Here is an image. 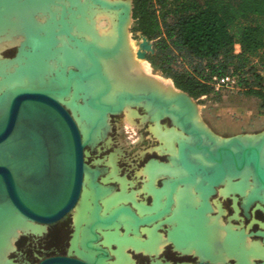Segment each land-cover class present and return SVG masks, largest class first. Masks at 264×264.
Masks as SVG:
<instances>
[{
  "label": "rangeland",
  "instance_id": "rangeland-1",
  "mask_svg": "<svg viewBox=\"0 0 264 264\" xmlns=\"http://www.w3.org/2000/svg\"><path fill=\"white\" fill-rule=\"evenodd\" d=\"M10 1L11 0H2V1L0 0V33L1 31H3V28L5 26L11 27V29L8 28V30L0 34V64H1L0 73H2L0 74V76L6 75L7 73H15L14 70L16 67L15 64L6 67H2V64H7L8 61H6L5 59H13L16 56L18 52V48H20V45L22 43L23 46L21 47L19 54L20 65L22 67L21 69L23 71H31L32 73L34 72V74H38L37 72H39V60H40L39 53L41 48L40 43L38 44V42L40 41L39 39H42V42L45 45L50 46L51 43H54L55 37L54 35L51 34H49L51 35L50 37L49 35L44 36L42 32L44 31L45 28L41 27L40 25L36 26L30 20L28 21L27 15L29 11L25 8L24 9L20 8L18 11L15 12L16 14L13 13L6 14L4 10H6L5 7ZM40 1L43 0H26V1L21 0L20 2L13 0L14 3H19L20 5L22 3L25 7H27V5H29L30 3H37ZM76 1L77 2L79 1L77 10L80 11L83 16L88 13L89 17L88 16L86 17L88 21L87 23H89V21L93 22L94 21L93 17H95L96 19L97 18L96 16L99 17V15H101V16H105L106 18L108 17L111 23L112 21H114L115 24L118 26L117 23L118 16L116 12L101 10L99 8L97 10L92 9L93 6L89 7L87 4L89 3L88 0H76ZM108 1L130 3L131 0H108ZM67 6H69L68 3ZM36 7L38 8L37 10H40L45 6H39V7L36 6ZM90 9L92 10L90 11ZM55 10H56L55 12H59L61 11V8H56ZM106 12H109V14ZM8 14L10 16L16 15V17L20 20L10 22L8 19ZM34 17L36 22H39L40 24H44L50 18V14L47 13L45 15L43 13H36ZM75 18H76L75 16L74 18L73 16L71 18L73 23L76 22L78 28L82 29V23L85 22L86 19L84 18V20H82L83 17H80L79 19H75ZM52 24L54 25V22ZM63 24L65 28L68 27V30H71L73 27V25L70 24L65 19L63 20ZM58 25L59 24H56L55 26ZM133 26H134V20L132 18L131 21L130 20L127 21V25L125 26V34L127 35V37L129 36L128 39L131 42L135 43L136 48H138L137 50L140 54V57L142 58L143 61H145L147 68L149 69L150 76L156 79L160 78L161 80L172 81V79L165 78L160 72L155 71L151 66V64L142 57L141 53L145 51L144 47L146 43L145 40L138 33H134L132 31ZM26 28L28 29L26 30ZM28 31L30 33L29 39L27 38ZM83 31L84 32H78L75 29L73 30V34L77 33L79 36L83 37L84 39L87 38L86 41H93L99 44L98 40L94 36L93 37L91 36L90 37L91 40L90 39L88 40L90 33L86 30ZM31 39L32 41L33 39H37L34 44L35 46L33 44L31 46L30 42H28ZM72 39L70 38V41H73ZM63 41H66L64 42L66 44L61 45L62 47L61 46L58 47V50L59 49L63 50V48L66 47L67 44H68L67 48L69 47L72 48V43L67 38L63 39ZM38 46H40V48ZM74 49L75 48L73 46L72 50ZM26 52L28 56L27 60L29 62L28 63L26 62V64H24L23 58ZM236 52L237 53L240 52L239 46L236 47ZM72 55L74 54H71L69 52V55L66 56L68 58H63L62 60L59 61V63L53 61L52 64L56 67H60L59 65L64 61V63H67L65 65L68 71L76 66H80V67L86 66V64H83L84 61L82 56H81L82 59L78 58V61H76L75 59H74L75 61L73 62L69 60V56ZM29 57H31L32 59ZM78 63H80V65ZM252 64L257 68L258 73H260L264 78V64L262 63V61L259 58H255ZM25 66H27V69L25 68ZM64 66L62 67L63 69ZM24 80L25 79H23L20 82H23ZM237 84H238V80L236 78L235 82H230V83L228 82L227 85H224L221 88L219 95L217 96L211 95L209 97L207 96L201 97L198 100L193 99L194 103H196L198 106L197 108L198 116L196 115L197 122L201 126H203L207 131H209L215 138H217L214 139V142L219 145L223 144L224 140H229L230 137L233 136L241 137L240 139L243 142L247 139H251L252 137H254V139L255 138L257 139V140L255 139L256 143H259L263 138L262 133H264V111H262L260 108V100L255 97L246 96L243 93V90L240 87H238ZM79 88L81 89V87ZM178 92L180 93V90H178ZM67 101L68 104H70L72 100L66 98L65 103H67ZM144 109L148 111L154 123L147 117L146 113L141 108L140 109L132 108V105H127L122 113L111 115L109 117V120L107 121L108 128L106 132L102 135L101 138H99L95 142L94 145L85 148V164L90 169L99 172V175H97L96 177V182L99 184V181H101V177L106 175L102 179V183L104 185H101L100 186L101 188H99L100 193L104 194V196H100L99 198L98 197L96 198L99 199L98 203L99 201L102 202V199L106 195H108L109 192L111 193L114 192L115 194H121L123 192V193H127L128 195L126 204L134 202L136 205V203L138 202L136 199V192L134 190L131 191L129 188L131 186V188H135L136 190L142 189L141 184H143L142 181L145 179V185L143 189L144 191H147L152 194L153 203H155V208H154L155 210L153 208L145 210V215H147L145 216V219L148 217H152L153 215L152 212L154 210L155 222H157L159 226H161L160 224L161 219H159V217L163 215L162 213L164 212L166 207L167 206L169 207V211L171 209L174 210L170 215L171 217L168 218L169 220L167 221L169 225L172 226L170 230V236H171V232L174 229V226L171 223V221L176 220L178 221V223L180 222L181 225L175 224L176 228H178L176 230H178L179 232V230L182 231V228L184 227L182 225V221L190 220L188 222H190V226L192 225L191 226V231L193 232L192 240L196 242L199 241L204 244L205 243L204 240L209 239L207 243L209 244V246H212L213 240L210 238H212V233H213L212 230H214V227L211 223V220H215L216 218L222 219L223 231H224V239H223L224 248L222 253L223 261L220 262L217 261L214 257H209V254H207V257H201L202 255L199 253L189 254V255H197L202 260H206V259L212 260L215 264H258L256 262L257 260L260 261L263 260L262 264H264V257L261 256L254 257V255H251L249 249L252 248L253 244L254 246L259 245L258 247L260 249L264 248V238L258 234L259 232H264V222L262 220V216L260 215V213H264V202L255 201V203L257 204L255 209L253 210L254 213L253 215H251V207L253 205L248 210H245L243 208V203L246 201V199L250 197L252 194H255L256 191L258 192L259 189L258 187L259 185L253 173L251 171H248L247 173L246 172L242 173L238 179L231 177L232 181H227V179L224 180L223 184L221 185V188L222 187L223 188L219 192L222 193L220 194L222 196L221 198L227 199L229 197H232L233 199H227L225 201H221V199L220 200L215 199L213 203L216 206L215 209L217 211L214 210L212 212V214L215 215L213 216L211 214L212 208L209 206L208 203L209 200L207 199L206 203L204 202V199L202 197L203 196L202 192L197 190L196 185L192 183H180L174 188V190L171 189L172 182L178 181L179 179H182L187 175L186 171L183 170L182 167H180V165L177 163V159L179 157V143L181 141L190 142L191 140L190 137L184 134L179 128L173 126L170 120L166 119L163 121L162 119L158 118L156 114L154 115L148 109L146 108ZM79 126L82 128L83 124H79ZM158 131L161 133V135L163 134L164 136H161L159 133L156 134ZM170 132L171 133L173 132L175 137L172 138L173 141L174 139L176 140L175 142L171 141L172 138H170V140L168 139L170 137V136L168 137V134H170ZM207 134L206 133L204 134L205 136L204 138L210 137ZM169 149H174V150L176 149V151L174 150L169 151ZM166 155L170 156V158L169 157L165 158ZM160 156H164V157H160ZM199 157L196 158L197 159L202 158ZM171 172H174V174ZM120 174L127 175V178L130 181H133V183L129 182V180L126 177H122ZM171 174H173L174 177L169 179L165 183V186L163 188L156 187V183L161 177H166V176L168 177L171 176ZM152 176H154L155 179L152 178ZM247 181L249 183H246ZM88 182L90 183V185ZM116 182H118L120 185L117 184ZM91 184H92V177L89 173H86L85 187H84L85 192L89 195L91 194L94 195V191L93 188L91 187ZM236 186H238L239 188L237 189ZM239 189L241 191L243 190L242 191L243 193ZM172 191L175 192V197L173 194L172 195L173 197H171L173 199H170ZM129 192H131L132 194H130ZM141 193L142 192L140 191L137 197L146 200V198L144 197L145 195L143 196V194ZM194 193L196 194L195 196L193 195ZM263 193L264 190H262L259 196L264 201ZM131 195H133V197ZM113 199H115V197H113ZM148 201H150V198L148 199ZM114 203L124 204L125 202L124 200L122 201L116 200L114 201ZM195 204H201V205L196 206ZM143 205L147 206L145 202H143ZM72 215L74 222L73 224L74 230L72 233L73 235L76 229L75 227L76 212L73 211ZM128 215L130 216L131 214L128 213ZM65 223L67 227L66 229L67 234L65 241H63L62 243L57 242L51 237L52 233L56 231L57 226L49 228V234H47L48 226L46 225H43L44 227L42 229H36L35 231H33L31 235H24L23 232H19V234L15 236L13 239V249L7 253L8 262L10 264H17V263L39 264L41 261L53 257L57 253L59 255H69L70 253L71 256L76 257L75 256L76 254L70 250L69 239H70V233L72 231L70 225V217H68ZM122 227L124 228V226H120L121 231H122ZM160 234L163 237H166L162 233ZM72 235H71V239H72ZM28 236H36V237L44 236V237H41V241L38 242L39 244L38 247V245L37 246L27 245L26 240L28 239ZM237 242L238 244L235 246ZM170 243L173 244L174 242L172 240L168 241L167 244L164 245V248L158 254V256L149 255V257H151L152 260H147V259L142 260L136 256L133 257L131 252H134L135 254L136 252L133 249H128L129 255L124 254V256L128 259L127 264H155L156 261L158 262L160 261L159 263L156 264H173L169 261H164L162 258H160V255L164 251L165 247ZM189 243L192 244V242ZM44 244H46V246ZM99 244L101 245L102 248L108 251L110 256V258L103 259V261L100 262V264H104V262L110 264V262L117 261V257L115 254V251L117 250L116 246L106 245L104 241L101 239L99 240ZM239 244L241 245V247ZM246 245L249 247H246ZM233 246L235 247L233 248ZM237 247L239 249H237ZM242 247L245 248L242 249ZM44 249L46 250V252L44 251ZM213 250L215 251V249ZM246 250L247 251L249 250L248 251L249 253ZM246 252L250 254L251 257L250 255L247 256ZM179 264H188V263H179Z\"/></svg>",
  "mask_w": 264,
  "mask_h": 264
},
{
  "label": "water",
  "instance_id": "water-1",
  "mask_svg": "<svg viewBox=\"0 0 264 264\" xmlns=\"http://www.w3.org/2000/svg\"><path fill=\"white\" fill-rule=\"evenodd\" d=\"M95 3L108 9H122L125 14L122 24L132 19L133 0L130 3L95 0ZM142 38L147 51L150 43L145 37ZM145 51L141 53L143 58ZM19 54L20 48L13 59H5L8 62L4 66L16 64ZM94 66L95 60L85 68L74 67L69 71L60 68L61 76L55 71L42 82L34 79L9 89H6L7 84L3 81L13 73L0 76V216L20 215L35 223L51 225L76 206L86 173L91 175V187L97 191L100 187L96 182L99 172L85 164V148L102 137L108 128L109 117L122 113L128 103L132 104V108H141L153 123L143 104L156 106L161 113L160 119L170 120L173 126L191 138V143L179 144L177 163L187 175L172 182V190L180 183H192L202 192L206 203L227 177L237 178L248 168L260 186L258 192L246 199L243 208L248 210L255 201L263 202L259 195L264 190V162L261 158L264 139L253 144L244 143L233 136L230 141L219 145L210 137L204 138L202 131L193 123L198 106L185 92L180 91L175 101L180 99L183 103L177 104L153 92H120L114 100L105 101L111 94V87L109 82L102 80L104 85L100 93L96 92L86 100L95 118L91 122L85 121V137L73 110L61 99L71 94L76 82L98 79L95 74L87 75L93 72ZM17 68L14 70L17 71ZM81 97L79 100L83 102ZM198 155L203 160L197 159ZM121 212L131 214L138 225L155 220V217H149L139 221L131 208L123 207L103 220L97 217L90 226L92 237L84 246L94 251V258L73 257L69 253L68 256L45 259L39 264H98L97 260L110 258L101 245L94 246L99 240L94 229L97 224L104 226L113 223ZM168 212L167 206L162 214ZM258 234L264 238V232Z\"/></svg>",
  "mask_w": 264,
  "mask_h": 264
},
{
  "label": "trees",
  "instance_id": "trees-1",
  "mask_svg": "<svg viewBox=\"0 0 264 264\" xmlns=\"http://www.w3.org/2000/svg\"><path fill=\"white\" fill-rule=\"evenodd\" d=\"M132 18L150 43L145 60L178 90L198 100L219 95L214 77L237 78L264 111V78L252 64H264V0H133Z\"/></svg>",
  "mask_w": 264,
  "mask_h": 264
},
{
  "label": "bare ground",
  "instance_id": "bare-ground-1",
  "mask_svg": "<svg viewBox=\"0 0 264 264\" xmlns=\"http://www.w3.org/2000/svg\"><path fill=\"white\" fill-rule=\"evenodd\" d=\"M2 1V0H1ZM15 1V0H14ZM18 2H20L21 0H16ZM26 1V0H25ZM53 0H43L37 3H30L29 5H27V7H25L22 3L21 5L19 3H14L13 0H11L10 2H8V4L6 5L4 12L7 13H13L16 14L15 12L18 11L20 8L22 9H27L28 12V21L30 20L32 23H34L36 26L40 25L41 27L45 28L44 31L42 32V34L44 36H47L49 34L54 35L55 37V41L54 43H51L50 46L45 45L42 42V39H39L40 41L38 42V44L40 43V46H38L40 48V60H39V72H37L38 74H34V72L32 73L31 71H23L21 68L20 63V58L18 56L17 59V63L15 64L16 67L18 66V70L16 71V73H13L12 75H10L8 78L5 79L4 84L6 83V89L8 87L9 88H13L16 85H25L27 84L29 81H32L35 79L39 80V81H44L45 79H47V77L50 75V73L53 72H57L58 75H62V72H60V68H62L65 64L67 63H61L59 66L60 67H56L52 64L53 61H55L56 63L60 60H62L63 58H68L66 57L67 55H69V52L71 54H74L72 56H69V60L73 61H78V58H81V56L83 57V64H86V66H83L81 68H85L88 65H90V63H92V61L95 60V64L96 66H94V70L93 72H89V74L87 75H92L95 74L96 76H98V79L96 78H92L89 80L87 79L86 81L83 82H76L75 85H73V91L71 92V94L68 97H64L61 99V101L65 104L68 105L70 109L73 110L74 112V116L78 122V124H83V127L80 129L82 130L84 136L86 137L87 135V124L85 121L87 122H91L94 118L95 115L93 114V112L90 110V108L87 106L86 100L87 97L94 95L96 92H99L102 88H103V81L106 80L107 82H109L110 87H111V94L105 98V101H109V100H114L116 95L120 92H127V93H141V92H153V93H157V95L165 98V99H169L175 102V104H177L176 102H180L183 103L182 100L179 99V101H175L176 98H178L179 92L178 89L175 87V85L173 84V82L171 80H158L154 77L150 76V72L149 69L147 68V65L145 63V61L142 60V58L140 57V54L138 52V48H136L135 43L131 42L127 35L125 34V26L127 25V21L124 22V24H122V22L124 21L125 18V14L124 11L122 9H108L106 6L105 7H101L99 5H96L95 0H88L89 3L88 6L92 7V9H101V10H106V11H111V12H116L117 13V23L118 26L115 24L114 21H112V23L110 24V28L109 31L107 33H101L98 31L97 29V23L98 20L100 18H103L105 16H101L99 15L96 16L97 18H94V21H89V23H87V16L88 13L86 15H82L80 11H78V2L75 0H54L55 2L52 3ZM104 2H108V3H117V2H110L108 0H102ZM12 2V3H11ZM23 2V1H22ZM24 3V2H23ZM67 3L69 4V6H67ZM38 4V5H37ZM5 5V3H4ZM36 6H45L40 10H37L38 8ZM86 6V5H85ZM29 7V8H28ZM82 7V6H80ZM88 7V8H89ZM36 8V9H35ZM41 8V7H40ZM52 8H61V11L59 12H55V9ZM90 9V11L92 10ZM12 11V12H11ZM83 11V10H82ZM100 11V10H98ZM93 12V11H92ZM36 13H43V14H50V18L44 23V24H40L39 22L35 21V17L34 15ZM86 13V12H85ZM101 13V12H100ZM109 14V12H106ZM127 13V12H126ZM96 14V13H95ZM94 15V14H93ZM97 15V14H96ZM15 16V17H14ZM14 16H10L8 14V19L10 22L12 21H19L20 19H18L16 17V15ZM72 16L74 18V16L76 17L75 19H79L80 17H83L82 20H84V18L86 19L85 22L82 23V29L86 30L90 33L88 40L90 39V37L94 36L99 44H97L96 42L93 41H86V39H84L83 37L79 36L77 33L73 34V30H77L78 32H84L81 28H78L77 23H73L72 21ZM109 16V15H108ZM113 16V15H112ZM89 17V16H88ZM114 17V16H113ZM108 18V17H107ZM68 21L70 24L73 25L71 30H68V27L65 28L64 24H63V20ZM109 19V18H108ZM81 20V21H82ZM54 22V25L52 24ZM81 23V22H80ZM79 23V24H80ZM56 24H59L58 26H55ZM28 27V26H27ZM31 27V26H30ZM11 29V27L5 26L3 28V31H1V33H4L6 30ZM28 28H26L27 30ZM40 32V31H39ZM0 33V34H1ZM47 33V34H46ZM53 33V34H52ZM87 33V32H86ZM3 35V34H2ZM49 35V37L51 36ZM8 36V34H7ZM27 38L29 39L30 37V33L29 31L27 32ZM36 37V36H35ZM67 38L70 41V38L74 41H70L72 43V48L74 46V50H72L71 47L67 48L66 47L63 48V50L59 49L58 47H60L61 45H65L66 41H63V39ZM37 39H32L28 42H30V45L32 46V44L34 45ZM91 40V39H90ZM96 40V41H97ZM67 41V42H69ZM37 44V43H36ZM27 45V46H30ZM23 46V43L20 45V49ZM35 46V45H34ZM62 47V46H61ZM67 48V49H65ZM81 52V53H80ZM76 54V55H75ZM27 52L25 53V56L23 58V62L24 64H26V62L28 63L29 61L27 60ZM31 58V57H29ZM32 59V58H31ZM75 59V60H74ZM82 59V58H81ZM80 60V59H79ZM22 62V61H21ZM98 63V64H97ZM12 65V63H10ZM18 64V65H17ZM45 64V65H44ZM80 65V63H78ZM1 65V64H0ZM4 65L7 64H2V67H5ZM29 65V64H28ZM27 65V66H28ZM27 66H25V68L27 69ZM54 66V67H53ZM44 67V68H43ZM76 67H80V66H76ZM70 68V67H69ZM68 68V69H69ZM63 69V68H62ZM64 69H66V65L64 66ZM74 69V68H72ZM70 69V70H72ZM67 70V69H66ZM37 71V70H36ZM63 71V70H61ZM68 71V70H67ZM2 74V73H0ZM110 75V76H109ZM6 76V75H5ZM33 76H37L38 78H32ZM94 77V76H93ZM23 79H25L24 81L26 82H20ZM103 80V81H102ZM21 83V84H20ZM23 83V84H22ZM80 85V86H79ZM81 87V89L79 88ZM100 93V92H99ZM72 96V97H71ZM80 96H82V101L79 100ZM66 98L71 99L72 101L70 102V104L65 103ZM127 105H132L131 103H128ZM126 105V106H127ZM125 106V107H126ZM144 108L148 109L150 112H152L154 115L156 114V116L158 118H160V111L156 106L153 105H145L143 104ZM175 107H177V105H173ZM196 115H197V110L196 113L194 115L193 118V123L194 125L199 128L202 131V134L204 136V134L208 133L207 135H209L211 138L213 139H217L215 138L209 131H207L203 126H201L197 120H196ZM80 118H79V117ZM83 116V117H82ZM198 116V115H197ZM199 124V125H198ZM158 127V126H157ZM153 128V127H152ZM159 130V129H158ZM155 131V130H154ZM157 131V130H156ZM160 131V130H159ZM157 132L156 134H160V132ZM164 133V131H163ZM173 136H172V135ZM263 134V138L261 139V141L264 139V133ZM159 136V135H158ZM161 136H164L163 134ZM170 136V137H169ZM160 137V136H159ZM158 137V138H159ZM168 139L170 140V138H174V134L173 132L170 134H168ZM173 138L171 141H173ZM241 137H239L240 139ZM251 138V137H250ZM259 138V137H258ZM179 139V138H178ZM191 139V138H190ZM256 139V138H255ZM254 137H252L251 139H247L244 141V143H256ZM184 140V139H183ZM221 140V139H220ZM257 140V139H256ZM167 141V140H166ZM176 140L174 139L173 142H175ZM230 141L229 140H224V143ZM259 141V140H258ZM260 141V142H261ZM164 142V141H163ZM172 142V144H173ZM220 142V141H219ZM222 142V141H221ZM181 143H191L187 142V141H181L179 144ZM165 144V143H164ZM163 144V145H164ZM171 144V143H170ZM170 148V147H169ZM172 151L174 149H169V151ZM163 151V150H162ZM176 151V149L174 150ZM200 155H198L197 157H199ZM202 156H200L199 158H201ZM261 158H262V162H264V142L262 145V153H261ZM179 159V157H178ZM177 159V160H178ZM200 160H203L202 158ZM181 167V166H180ZM183 169V168H182ZM184 170V169H183ZM250 171V169H245L242 173L244 172H248ZM241 173V174H242ZM240 174V175H241ZM239 175V177H240ZM248 176V175H247ZM180 177V176H179ZM237 177V179L239 178ZM255 177V176H254ZM234 178V177H233ZM227 181H232L231 177H227L226 178ZM256 179V178H255ZM154 180V179H153ZM226 181V182H227ZM257 181V180H256ZM245 182V181H244ZM230 183V182H229ZM246 183H249L248 181ZM258 183V181H257ZM231 184V183H230ZM226 185V184H225ZM233 185V184H232ZM259 185V183H258ZM192 186V185H191ZM246 186V184H245ZM248 186V185H247ZM260 186V185H259ZM237 189L239 188L238 186H236ZM249 187V186H248ZM101 188V187H99ZM227 188V187H226ZM125 189V188H124ZM192 189V188H191ZM231 189V188H230ZM249 189V188H248ZM247 189V190H248ZM253 189V188H252ZM181 190V189H180ZM240 190V189H239ZM234 191V190H233ZM238 191V190H237ZM241 191V190H240ZM243 191V190H242ZM241 191V192H242ZM125 192V191H124ZM191 192V191H190ZM201 192V191H200ZM157 193V192H156ZM160 193V192H159ZM166 193V192H165ZM243 193V192H242ZM123 194V193H122ZM131 194V193H130ZM162 194V193H161ZM224 194V193H223ZM264 194V193H263ZM160 195V194H159ZM158 195V196H159ZM203 195V194H202ZM133 197V195H131ZM187 196V195H186ZM85 197V196H84ZM251 197V196H250ZM198 198V197H197ZM134 199V198H133ZM118 200V198H117ZM122 200V199H121ZM83 201V200H82ZM120 201V200H119ZM263 201V199H262ZM81 202V201H80ZM110 202V200H109ZM264 202V201H263ZM108 202H106L107 204ZM113 203V202H111ZM111 203L108 204V206H111ZM186 203V202H185ZM81 204V203H79ZM193 204V203H192ZM92 205V204H91ZM161 205V204H160ZM87 206V205H86ZM105 206V205H104ZM107 206V205H106ZM107 206V207H108ZM116 206V205H115ZM82 207V206H81ZM95 207V206H94ZM113 207V206H112ZM106 209V208H105ZM180 210V209H179ZM119 211V210H118ZM117 212V211H116ZM79 212H77L76 214L78 215ZM75 214V213H74ZM88 214V213H87ZM81 215V214H80ZM114 215V214H113ZM112 215V216H113ZM14 216L19 217V219H25L26 221H30L26 218H23L20 215H13V216H5L7 219L6 222H11V224L15 223V218ZM84 216V215H83ZM83 216L81 218H83ZM124 217V216H123ZM126 217V216H125ZM1 218V217H0ZM3 218V216H2ZM88 218V217H87ZM118 218V217H117ZM78 219V218H77ZM6 219H3V221ZM9 220V221H8ZM83 220V219H82ZM103 220V219H102ZM216 220V219H215ZM117 221V219L113 222L115 223ZM2 222V221H0ZM33 222V221H30ZM129 222V221H128ZM215 222V221H214ZM18 223V222H16ZM35 223V222H33ZM111 223V224H113ZM2 224V223H1ZM10 224V223H9ZM26 224V223H25ZM32 224V223H31ZM39 224V223H38ZM7 225V223H6ZM5 225V226H6ZM41 225H45V224H41ZM126 225V224H125ZM4 226V228H6ZM9 226V225H8ZM34 226V225H33ZM176 226V225H175ZM192 226V225H191ZM211 226V225H210ZM25 227V226H24ZM23 229H27L26 227ZM36 227V226H35ZM40 227V226H38ZM43 227V226H42ZM223 227V226H222ZM0 229V264H10L7 260V253L9 252L10 248H11V244L10 243V239L13 236L15 229L17 228L14 226L8 227L6 229ZM29 228V227H28ZM41 228V227H40ZM186 228V226L184 227ZM22 229V226H21ZM186 229H189L188 227ZM28 231V230H27ZM79 231V230H78ZM149 231V230H148ZM155 232V231H154ZM35 233V232H34ZM150 233V232H149ZM218 233V232H217ZM216 233V234H217ZM238 233V232H237ZM106 234V233H105ZM192 234V233H191ZM220 234V233H219ZM79 235V234H78ZM121 235V234H120ZM152 235V233H151ZM181 236L183 234H180ZM179 235V236H180ZM242 235V234H239ZM238 235V236H239ZM186 236V234H185ZM184 236V237H185ZM219 236V235H218ZM157 237V236H156ZM155 237V238H156ZM162 237V236H161ZM215 237V236H214ZM241 237V236H240ZM182 238V237H181ZM191 238V237H190ZM140 239V238H139ZM152 239V238H151ZM176 239V236H175ZM184 239V238H183ZM244 239V237H243ZM242 239V240H243ZM7 242H4V241ZM154 240V239H153ZM230 240V239H229ZM234 240V239H233ZM80 241V240H79ZM131 241V240H130ZM151 241V240H150ZM180 241V239H179ZM184 241H186L184 239ZM189 241V240H188ZM188 245H185V243H183V246L181 248L185 249H190L191 247H193L194 245H192L191 243H188ZM216 241V240H215ZM220 241V240H219ZM218 241V242H219ZM160 242V240H159ZM158 242V244H159ZM165 242V241H163ZM224 242V241H223ZM125 243V242H124ZM135 243V242H134ZM139 243V242H138ZM137 243V244H138ZM145 243V242H144ZM154 243V242H153ZM152 243V244H153ZM162 243V242H161ZM242 243V242H241ZM245 243V241H244ZM149 244V243H148ZM157 244V243H156ZM180 244V243H179ZM227 244V243H226ZM234 244V243H233ZM238 244V242L235 244V246ZM247 244V243H246ZM128 245V244H127ZM136 245V244H135ZM141 245H145L143 243H141ZM147 245V244H146ZM150 245V244H149ZM192 245V246H191ZM240 245V244H239ZM245 245V244H243ZM79 246V245H78ZM121 246V245H120ZM137 246V245H136ZM148 246V245H147ZM152 246V245H150ZM180 246V245H179ZM196 246V245H195ZM221 246V245H220ZM233 246V248L235 247ZM254 246V244H253ZM252 246V248L250 249L251 255L255 256H261L264 257V248L260 249L258 246L259 245H255L254 247ZM146 247V246H145ZM241 247V245H240ZM246 247H249L246 245ZM262 247V246H261ZM142 248V247H141ZM149 248V247H148ZM176 248V247H175ZM180 248V247H179ZM178 248V249H179ZM224 248V246H223ZM245 247H242V249H244ZM121 249V248H120ZM136 249V248H135ZM160 249V248H159ZM237 249H239L237 247ZM126 250V249H125ZM124 250V251H125ZM177 250V249H176ZM223 250V249H222ZM234 250V249H233ZM237 251V250H236ZM240 251V250H239ZM242 251V250H241ZM247 251V250H246ZM249 251V250H248ZM247 251V252H248ZM80 252V251H79ZM108 252V251H107ZM218 252V251H217ZM238 252V251H237ZM244 252V251H243ZM246 252V253H247ZM189 253V252H188ZM222 253V252H221ZM220 253V254H221ZM241 253V252H240ZM249 253V252H248ZM247 253V256L250 255ZM254 253V254H253ZM262 253V254H261ZM80 254V253H79ZM87 254V253H86ZM116 254V253H115ZM125 254V253H124ZM243 254V253H242ZM245 254V253H244ZM82 255V254H81ZM225 255V253H224ZM246 255V254H245ZM250 255V257H251ZM122 256V255H121ZM94 257V256H93ZM123 257V256H122ZM252 257V258H254ZM216 259V258H215ZM245 259V258H244ZM128 260V259H127ZM247 260V259H246ZM103 260H99L97 261L98 264H100V262H102ZM220 261V260H219ZM126 262V261H125ZM130 262V261H129ZM158 262V261H157ZM160 262V261H159ZM158 262V263H159ZM114 263V262H112ZM116 263V262H115ZM114 263V264H115ZM131 263V262H130ZM104 264H107L106 262H104ZM118 264V263H116Z\"/></svg>",
  "mask_w": 264,
  "mask_h": 264
},
{
  "label": "flooded vegetation",
  "instance_id": "flooded-vegetation-1",
  "mask_svg": "<svg viewBox=\"0 0 264 264\" xmlns=\"http://www.w3.org/2000/svg\"><path fill=\"white\" fill-rule=\"evenodd\" d=\"M160 157H164V156H160ZM170 156L166 155L165 158H167ZM84 159H85V155H84ZM160 161V160H159ZM174 174V172H171ZM173 174H171V176H166V177H161L157 183H156V187L157 188H163L165 186V183L171 179L173 176ZM122 177H126L127 178V175H122L120 174ZM106 176V175H105ZM101 177V181H99V185H104L102 183V179L105 177ZM145 176V175H144ZM152 178H154V176H152ZM128 179V178H127ZM155 179V178H154ZM175 179V178H174ZM129 180V179H128ZM129 182H132L133 181H130ZM143 184H141V187L142 189L140 190H136L135 188H131L130 186V190H134L136 192V199H137V203L135 205V203H129V204H126L127 202V193H121V194H115L114 192H109L108 195H106L103 199H102V202L99 201L98 203V200L99 199H96L93 198V196L91 197V202H90V205L92 207L94 206H97L100 211H101V217L103 218H108L110 216H112L113 214H115L116 211H118L119 209L123 208V207H129L133 210L134 214L136 215V217L138 218L139 221H143L145 219V210L146 209H154L155 208V203H153V196L151 193L147 192V191H144V185H145V179L142 181ZM89 183V182H88ZM117 184H119L118 182H116ZM150 184V183H149ZM90 185V183H89ZM120 185V184H119ZM127 185V184H126ZM131 185V184H130ZM107 186V185H106ZM85 178H84V184H83V189H82V192H81V196H80V199L78 201V203L76 204V206L67 214L65 215L61 220H59L58 222L54 223V224H51V225H46L48 226V233L49 234V228H52L54 226H57V229L55 232L52 233V238L54 240H56L57 242H60L62 243L63 241H65L66 239V220L68 219V217H70V225H71V233H70V239H71V235L73 233V215H72V212H76L78 210H76L77 208L79 209L80 206L83 205V203H85V198L86 196L84 195L86 192H85ZM121 187V186H120ZM223 188V187H222ZM221 186L219 187H216V193L214 194V196L212 195L210 198H209V206L212 208L211 210V214L212 212L215 210L217 211L215 208L216 206L214 205V200L215 199H221V201H225L227 199H233L232 197H229L227 199H223L221 198L222 196L220 194L222 193H219L220 190L222 189ZM121 190V188H120ZM142 192L141 194H143V196L146 198V200H143V198H138V193L139 192ZM131 193V192H129ZM132 194V193H131ZM174 194V197H175V192L172 191L171 193V196H170V199H173L171 197H173L172 195ZM194 196L196 195L195 193L193 194ZM85 196V197H84ZM100 196H104V194H101L98 196V198ZM113 197H115V199H113ZM239 197V196H238ZM97 198V197H96ZM118 198V200L122 201L124 200V204H115L114 201H116ZM150 198V201H148V199ZM122 199V200H121ZM83 200V201H82ZM110 200V202H109ZM81 201V202H80ZM106 202H108L106 204ZM113 202V203H111ZM132 202V201H131ZM142 202V203H141ZM143 202H145L147 204V206H144L143 205ZM81 203V204H79ZM111 203V206H108V204ZM256 204L257 203H254L253 206L251 207V215H253V210L255 209L256 207ZM105 205V206H104ZM108 207H107V206ZM116 205V206H115ZM176 205V204H175ZM196 206H200L201 204H195ZM113 206V207H112ZM106 208V209H105ZM175 208V207H174ZM155 210V209H154ZM153 210L152 212V217H155L154 213L155 211ZM174 210H170L168 213L166 214H163L162 216L159 217V219H161V226H159V224L157 222H155V220H152V222H150L149 224H144V225H138L137 221L130 215H128V213H125V212H121L120 215L118 216L117 218V221L119 224H121L120 226H124V228L122 227V231L120 230V226L115 228L114 226V223L113 224H109L108 226L104 225V226H101L98 228V239L100 240H103L104 243L106 245H114L117 247V250L115 251L116 253V257H117V261H114V263H118V264H127V258L124 256V253L125 255H129L128 254V249H133L136 254L134 252H131L132 256H136L142 260H152L151 257H149V255L151 256H158V254L162 251V249L164 248V245L167 244L168 241L172 240L174 243H170L169 245H167L164 249V251L162 252V254L160 255V258H162L164 261H169L173 264H179V263H188V264H199V263H209V264H215L212 260H209V259H206V260H202L199 256L197 255H189V254H201L200 256L201 257H207V254H209V257H214L216 258L217 261L220 260V262L223 261V239H224V231H223V222H222V219H218L216 218V220H211V223L214 227V230L213 233H212V239L213 240V244L212 246H209V244L207 243L209 239L207 240H204V244L199 242V241H193L192 240V237L193 235L191 233H193L191 231V226H190V220L188 221H182V225L186 228L188 227L189 229H186V228H182V231L179 230H176L178 228H176L175 224L177 225H181L180 222L178 223V221L176 220H173L171 221V223L173 224L174 226V229L173 231L171 232V236H170V230L172 228V226L169 225V223L167 222L171 216V213L173 212ZM213 215V214H212ZM260 215L262 216V220L264 222V213H260ZM124 216V217H123ZM126 216V217H125ZM215 216V215H213ZM212 217V216H211ZM76 218H77V214H76ZM149 218V217H148ZM158 219V220H159ZM129 221V222H128ZM215 221V222H214ZM126 224V225H125ZM87 226V225H85ZM90 226V225H89ZM88 228V227H87ZM158 229H159V232L162 233L164 236L166 237H163L159 232H158ZM149 230V231H148ZM155 231V232H154ZM118 232L119 233V236L122 237V239L120 241H114V240H111V235L113 233H116ZM150 232V233H149ZM218 232V233H217ZM106 233V234H105ZM145 233V234H144ZM152 233V235H151ZM217 233V234H216ZM220 233V234H219ZM121 234V235H120ZM180 234H183L182 236ZM186 234V236H185ZM180 235V236H179ZM219 235V236H218ZM157 236V237H156ZM162 236V237H161ZM175 236H176V239H175ZM185 236V237H184ZM215 236V237H214ZM41 237H44V236H41ZM41 237H36V236H28V239L26 240L27 242V245H34V246H37L39 247V244L38 242L41 241ZM156 237V238H155ZM182 237V238H181ZM191 237V238H190ZM140 238V239H139ZM152 238V239H151ZM186 241H184V239ZM69 239V242H70V245H71V241ZM154 239V240H153ZM180 239V241H179ZM99 240L97 241V245H100L99 244ZM131 240V241H130ZM151 240V241H150ZM160 240V242H159ZM189 240V241H188ZM216 240V241H215ZM220 240V241H219ZM165 241V242H163ZM187 241L188 243L189 242H192V245H194V247H191L190 249H183L181 248L183 246V243H185V245H188L187 244ZM219 241V242H218ZM254 241V240H253ZM262 241V239H261ZM125 242V243H124ZM135 242V243H134ZM139 242V243H138ZM145 242V243H144ZM154 242V243H153ZM159 242V244H158ZM162 242V243H161ZM138 243V244H137ZM141 243L145 244V245H141ZM152 245V246H150ZM153 243V244H152ZM157 243V244H156ZM180 243V244H179ZM128 244V245H127ZM137 246H136V245ZM148 246H147V245ZM203 244V245H201ZM46 246V244H44ZM121 245V246H120ZM180 245V246H179ZM196 245V246H195ZM221 245V246H220ZM146 246V247H145ZM142 247V248H141ZM149 247V248H148ZM176 247V248H175ZM180 247V248H179ZM203 247V249H202ZM121 248V249H120ZM136 248V249H135ZM160 248V249H159ZM179 248V249H178ZM209 248V249H207ZM40 249V248H38ZM126 249V250H125ZM177 249V250H176ZM215 249V251L213 250ZM125 250V251H124ZM44 251L46 252V250L44 249ZM114 251V250H113ZM218 251V252H217ZM189 252V253H188ZM214 252V253H213ZM222 252V253H221ZM139 255H138V254ZM221 253V254H220ZM58 254V253H57ZM54 255L53 257H56V256H68V255ZM144 254V255H143ZM123 257H122V256ZM147 255V256H145ZM51 258V257H50ZM126 261V262H125ZM263 261V260H262ZM260 261V260H257L256 262L258 264H262L263 262ZM112 262H110V264H114ZM115 263V264H116ZM150 263V262H149ZM158 263L157 261L155 262V264Z\"/></svg>",
  "mask_w": 264,
  "mask_h": 264
},
{
  "label": "crops",
  "instance_id": "crops-1",
  "mask_svg": "<svg viewBox=\"0 0 264 264\" xmlns=\"http://www.w3.org/2000/svg\"><path fill=\"white\" fill-rule=\"evenodd\" d=\"M99 190L100 189H97V191H95V189H93L94 195H92V194L89 195V194L85 193L84 194L86 196V198L84 199L85 200V203H83L82 207L80 206L79 209L78 208L76 209V210H78L77 212H79V213L77 215V218L78 219L76 218V226H75L76 229H75L74 234L72 235L70 250L72 252H74L76 255H80V256H82V257H84L86 259H92V258H94L96 256V254L94 253V251H92V249L90 247L89 248H87V247L85 248V246H84L85 245V242L87 240L91 239V237H92L91 232H89L90 226L93 225L94 221L97 220V217H99L100 219H105V218L101 217V211H100V209L97 206L92 207L90 205L91 197L93 196V198H94V196H95V200H96V197H97L96 196V193L98 192V196L100 195V191ZM82 216H83V218H81ZM0 217H1L0 218V221H2V222H0V229L1 228L3 229L4 226L6 225V223H7V225L5 226L6 228L11 227V226H14V227L17 226V228L15 229V232H14L13 236L10 239V243H12L11 244L12 246H11L10 250L13 249V239H14L15 236H17L19 234V232H23L24 235H31L33 233V231H35L36 229H42L44 227L43 225L38 224V223H33V222H30V221H26L25 219H21V218L19 219V217H17V216H14V218H15L16 221L13 224H11V222L9 220H8L9 222H6L8 218H6L5 216H3V218H2V215H1ZM3 219H6V220L3 221ZM16 222H18V223H16ZM84 223L85 224L87 223L88 225L86 224L87 226H85ZM108 225H106V226H108ZM120 225L121 224H119L118 221H116L114 223L115 228L119 227ZM21 226H22V229H21ZM24 226L27 229H23ZM38 226H40L41 228L38 227ZM101 226H103V225L97 224L95 226V229L94 230H95V233H97V235H98V228L101 227ZM6 228H4V229H6ZM121 239H122V237L119 236V233L118 232L113 233L111 235V240L120 241ZM4 242H7V241L5 240ZM96 245H97V242H95L94 246H96ZM100 260H103V259H100ZM97 261H99V260H97Z\"/></svg>",
  "mask_w": 264,
  "mask_h": 264
},
{
  "label": "clouds",
  "instance_id": "clouds-1",
  "mask_svg": "<svg viewBox=\"0 0 264 264\" xmlns=\"http://www.w3.org/2000/svg\"><path fill=\"white\" fill-rule=\"evenodd\" d=\"M110 24L111 22L108 18L106 17L100 18L97 23V29L102 34L107 33L109 31Z\"/></svg>",
  "mask_w": 264,
  "mask_h": 264
},
{
  "label": "built area",
  "instance_id": "built-area-1",
  "mask_svg": "<svg viewBox=\"0 0 264 264\" xmlns=\"http://www.w3.org/2000/svg\"><path fill=\"white\" fill-rule=\"evenodd\" d=\"M215 81V85H216V90H220L224 85H227L228 82H235V79H230V78H222V79H218L217 77L213 78Z\"/></svg>",
  "mask_w": 264,
  "mask_h": 264
}]
</instances>
